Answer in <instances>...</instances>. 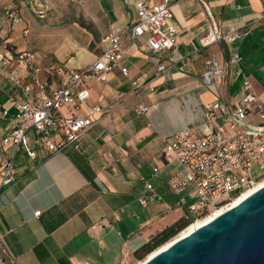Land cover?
I'll list each match as a JSON object with an SVG mask.
<instances>
[{
    "label": "crops",
    "instance_id": "0c3cea01",
    "mask_svg": "<svg viewBox=\"0 0 264 264\" xmlns=\"http://www.w3.org/2000/svg\"><path fill=\"white\" fill-rule=\"evenodd\" d=\"M17 1L18 7L31 3ZM34 1L44 9V16L48 10L59 14L64 10L61 0ZM136 1L77 0L71 21L74 33L61 26L63 18L54 17L39 30L43 54L32 50L42 66L56 62L84 69L98 56L102 39L112 27L125 29L136 21ZM205 1L207 10L197 0L172 2L177 38L168 51L152 53L143 37L124 35V55L105 81L79 82V88L89 91L87 102L102 107L103 113L82 133L77 148L48 153L28 134L29 146L37 149V155L32 159L24 150L17 152L15 180L0 190V258L7 264L129 263L138 247L182 217L167 215L170 209L160 215L174 206L165 180L178 168L177 163L164 164L165 138L183 129L201 135L215 127L205 122V105L215 99L234 100L240 84L235 65L226 67L229 49L240 54L243 72L264 109V0ZM12 2L0 0V57L4 42L12 51L27 48V20L26 37L19 29L5 30L3 10L14 7ZM20 12L24 15L21 7ZM208 13L222 35L237 37L201 46ZM209 57L224 76L206 85L204 62ZM160 64L164 70L153 76ZM121 68L128 71L127 76ZM18 71L23 82L30 83L23 65L18 64ZM49 83L55 86L57 79L49 78ZM16 94L0 72V108H7L9 114L0 119V164L14 152L12 145L2 146L1 139L14 126L10 117ZM139 106L147 109L138 112ZM152 164L159 165L160 171L148 179V186L163 199L142 207L137 201L145 188L140 177H149Z\"/></svg>",
    "mask_w": 264,
    "mask_h": 264
},
{
    "label": "built area",
    "instance_id": "2783aa9c",
    "mask_svg": "<svg viewBox=\"0 0 264 264\" xmlns=\"http://www.w3.org/2000/svg\"><path fill=\"white\" fill-rule=\"evenodd\" d=\"M174 1L176 0L136 1V21L125 29L121 25L112 27L102 39L103 48L98 56L88 67L81 70L56 62L42 66L34 50L23 48L12 51L7 43L1 44L3 51L0 72L14 86L17 94L10 117L14 126L1 139V145H12L14 152L0 164V190L15 180L14 157L17 152L24 150L27 157H36L37 149L29 146L28 134L32 135L39 149L48 153L59 152L67 146H79L82 133L96 123L103 108L90 105L87 102L89 91L79 88L78 84L84 79L105 81L106 74L119 65L124 55V35L128 34L132 38L143 37L148 51L156 54L168 51L174 46L177 38L171 9ZM197 1L207 10L205 0ZM30 9L37 17L44 16V9L32 3ZM5 14L7 32L19 29L23 37L29 34L28 26L16 10L10 7ZM208 16V30L199 39L201 46H207L218 39L229 42L237 37L235 33L222 35L210 13ZM241 62L238 51L229 49L226 67L229 64L235 65L240 84L234 100L225 102L215 99L205 105V122L215 123V127L201 135L190 129H183L165 138L162 151L164 164H178V168L165 180V185L173 197V204L177 207L185 206L199 218L226 206L242 191L264 181V109L253 90L249 76L243 72ZM18 64L25 68L30 83L23 82ZM163 70L164 65L160 64L153 76H158ZM121 73L128 75L125 68H121ZM223 76L224 73L215 59L207 58L204 62V83L209 85ZM47 77L57 79L56 85L52 86ZM131 83L137 85L136 80ZM146 109L147 107L139 106L138 112ZM7 117L8 109L0 108V119ZM159 171L160 166L152 164L149 177H140L144 187H148L137 197L142 207L163 199L152 186H148V179ZM170 208L168 206L160 215ZM38 213L39 211L34 212L35 215ZM198 217L192 218V221ZM0 264L7 262L0 258Z\"/></svg>",
    "mask_w": 264,
    "mask_h": 264
},
{
    "label": "water",
    "instance_id": "95a60500",
    "mask_svg": "<svg viewBox=\"0 0 264 264\" xmlns=\"http://www.w3.org/2000/svg\"><path fill=\"white\" fill-rule=\"evenodd\" d=\"M140 264H264V184Z\"/></svg>",
    "mask_w": 264,
    "mask_h": 264
},
{
    "label": "rangeland",
    "instance_id": "374dc122",
    "mask_svg": "<svg viewBox=\"0 0 264 264\" xmlns=\"http://www.w3.org/2000/svg\"><path fill=\"white\" fill-rule=\"evenodd\" d=\"M17 2H18L17 0H13L12 3L17 5L18 4ZM61 2H63L64 10L61 9L60 14H59V11L51 12L48 10L46 12L45 16L42 18L37 17L33 12H31L30 9H28L30 7V4L24 3L20 6L22 8L24 17L26 18V20L28 21V23L30 25V34L25 38V41H27L25 46L27 48L34 49V50L39 51L40 53L43 54L44 41H42L41 37H39L40 36L39 30L42 29V27L46 21H48V20L52 21L54 19V17L63 18L62 22H61V26H63L66 29H69V32L74 33L75 26H73L71 24V21L74 20V13H75L74 3H76L77 0H75V1L61 0ZM31 3L36 5L34 0H31ZM27 5H28V7H27ZM58 15H61V16H58ZM238 192H239V190L236 191L235 193H233V195L238 193ZM187 201H190V200H187ZM179 214H181L182 217H186V216H191L192 218L198 217V215H196V213L189 212L185 206H178V207L175 205L171 206L169 212L167 213V215H172V216H175V215L178 216ZM194 221H192V222H194ZM183 229L178 234L171 237L168 241H170L172 238L179 235L183 231ZM146 257H147V255L143 259H145ZM143 259L136 260L135 258H133L132 260L129 261V263L135 264L138 261H143Z\"/></svg>",
    "mask_w": 264,
    "mask_h": 264
},
{
    "label": "trees",
    "instance_id": "16d2710c",
    "mask_svg": "<svg viewBox=\"0 0 264 264\" xmlns=\"http://www.w3.org/2000/svg\"><path fill=\"white\" fill-rule=\"evenodd\" d=\"M13 10H16L24 20L25 17L20 12V7L15 5L14 7H11ZM8 8L3 10V18L6 20V14L5 11ZM192 222V219L189 216L186 217H180L177 219L174 223L171 225L165 227L162 231L157 233L155 236H153L151 239L143 243L140 247H138L134 253L133 256L136 260L143 259L146 255L154 251L156 248L167 242L171 237L178 234L183 228H186L190 223Z\"/></svg>",
    "mask_w": 264,
    "mask_h": 264
},
{
    "label": "bare ground",
    "instance_id": "6f19581e",
    "mask_svg": "<svg viewBox=\"0 0 264 264\" xmlns=\"http://www.w3.org/2000/svg\"><path fill=\"white\" fill-rule=\"evenodd\" d=\"M264 184V181H261L257 184H255L253 187H250L244 191H242L239 195H237L235 198H233V200L227 204L226 206H223L219 209H217L215 212L207 215V216H204V217H201V218H198L196 219L194 222H192L191 224H189L186 228L183 229V231L177 235L176 237L172 238L170 241L168 242H165L164 244H162L161 246H159L158 248H156L154 251H152L151 253H149L147 255V257H149L151 254H153L154 252L160 250V249H163L164 247H166L171 241H173L175 238L179 237V236H183V235H186L187 233L191 232L192 230H194L196 227L200 226L201 224L207 222L208 220L212 219L213 217H215L216 215H218L219 213H221L222 211L226 210L227 208H229L230 206L232 205H235L237 204L238 202H240L243 198H245L247 195H249L250 193H252L254 190H256L258 187L262 186ZM146 257V258H147ZM145 258V259H146ZM143 259V261L145 260ZM143 261H138L136 264H140L142 263Z\"/></svg>",
    "mask_w": 264,
    "mask_h": 264
}]
</instances>
